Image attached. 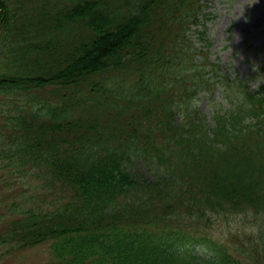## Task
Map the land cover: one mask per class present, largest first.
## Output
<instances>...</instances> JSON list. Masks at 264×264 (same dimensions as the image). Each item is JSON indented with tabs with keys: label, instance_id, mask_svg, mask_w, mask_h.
<instances>
[{
	"label": "trees",
	"instance_id": "obj_1",
	"mask_svg": "<svg viewBox=\"0 0 264 264\" xmlns=\"http://www.w3.org/2000/svg\"><path fill=\"white\" fill-rule=\"evenodd\" d=\"M207 7L0 0V264H264V84L210 59Z\"/></svg>",
	"mask_w": 264,
	"mask_h": 264
},
{
	"label": "rangeland",
	"instance_id": "obj_2",
	"mask_svg": "<svg viewBox=\"0 0 264 264\" xmlns=\"http://www.w3.org/2000/svg\"><path fill=\"white\" fill-rule=\"evenodd\" d=\"M208 2L209 7L205 12L210 14L206 19H202L211 43L209 46L210 59L220 61L221 67L230 71V75L238 76L240 79L254 80L256 77L249 78L257 73L253 70L254 64H259L260 73H264V0H208ZM203 27L200 24L197 27L194 26L193 29L203 30ZM192 39L199 49H206V42L198 34H193ZM220 92L222 90L218 88L215 98L221 101L223 98ZM228 100L223 101L225 108L230 105ZM199 107L207 115L211 111L207 98L200 102ZM6 171L8 169L0 170V175ZM20 188L23 187L17 185L16 190ZM225 218L231 220L227 221L218 217L214 220L212 231L220 237H226L230 230L237 227L238 223L233 219L244 222V219L239 216ZM50 254L49 245H40L7 256L2 264H41L50 258Z\"/></svg>",
	"mask_w": 264,
	"mask_h": 264
},
{
	"label": "clouds",
	"instance_id": "obj_3",
	"mask_svg": "<svg viewBox=\"0 0 264 264\" xmlns=\"http://www.w3.org/2000/svg\"><path fill=\"white\" fill-rule=\"evenodd\" d=\"M253 70L256 71L258 75L254 80L250 79L248 81V86L250 89L259 90L261 88V85L264 84V73H260L259 64H254Z\"/></svg>",
	"mask_w": 264,
	"mask_h": 264
}]
</instances>
